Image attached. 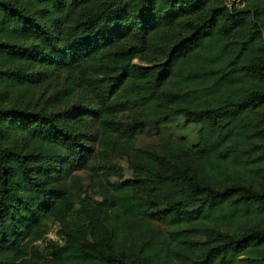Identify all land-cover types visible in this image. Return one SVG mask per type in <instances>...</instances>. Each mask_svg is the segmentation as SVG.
<instances>
[{
    "label": "trees",
    "instance_id": "trees-1",
    "mask_svg": "<svg viewBox=\"0 0 264 264\" xmlns=\"http://www.w3.org/2000/svg\"><path fill=\"white\" fill-rule=\"evenodd\" d=\"M0 264H264V0H0Z\"/></svg>",
    "mask_w": 264,
    "mask_h": 264
},
{
    "label": "rangeland",
    "instance_id": "rangeland-1",
    "mask_svg": "<svg viewBox=\"0 0 264 264\" xmlns=\"http://www.w3.org/2000/svg\"><path fill=\"white\" fill-rule=\"evenodd\" d=\"M229 2L233 0H228ZM237 1V0H236ZM150 87L146 81L133 80L127 84L125 88L120 90L119 94L131 105H140L144 108V112L147 116L152 115L156 111V102L149 99L147 96L149 94ZM197 129L198 125L194 123H185L183 116H176L172 122H169L157 130L153 128L146 129L137 137L138 145H151L157 148V142L159 137H172L180 138L184 137L188 143H193L197 140ZM124 165V178L130 177V172L127 169V164L122 161ZM84 182L88 183V177L86 172L80 173ZM91 191V190H89ZM93 194V193H92ZM40 246L43 244L38 242Z\"/></svg>",
    "mask_w": 264,
    "mask_h": 264
},
{
    "label": "built area",
    "instance_id": "built-area-1",
    "mask_svg": "<svg viewBox=\"0 0 264 264\" xmlns=\"http://www.w3.org/2000/svg\"><path fill=\"white\" fill-rule=\"evenodd\" d=\"M46 237L48 239H51V240H54V241H58L60 243L62 242V240L57 235V226L56 225H54L53 227L50 228V230L46 234Z\"/></svg>",
    "mask_w": 264,
    "mask_h": 264
}]
</instances>
